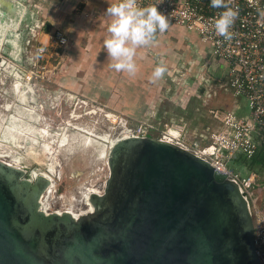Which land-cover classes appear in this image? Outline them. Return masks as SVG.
<instances>
[{"label": "rangeland", "instance_id": "1", "mask_svg": "<svg viewBox=\"0 0 264 264\" xmlns=\"http://www.w3.org/2000/svg\"><path fill=\"white\" fill-rule=\"evenodd\" d=\"M108 6V0H0V158L27 170L32 179L51 173L48 212L88 210L85 194L104 192L108 154L117 138L142 127L163 139L170 127L206 144L222 127L214 111L250 114L248 100L230 86L228 67L182 26L158 33L153 44L137 49L135 75L117 72L103 48ZM161 60L168 71L153 82ZM3 61L12 66L5 69ZM17 75L27 104L12 88ZM28 104L35 105L32 112ZM23 125H31L29 134L21 132ZM64 134L69 144L60 145ZM81 134L91 143H83ZM49 140V160L32 159L28 152L41 150ZM48 164L55 166V175ZM229 164L243 174L249 171L238 157ZM252 192L261 205L264 189Z\"/></svg>", "mask_w": 264, "mask_h": 264}, {"label": "water", "instance_id": "2", "mask_svg": "<svg viewBox=\"0 0 264 264\" xmlns=\"http://www.w3.org/2000/svg\"><path fill=\"white\" fill-rule=\"evenodd\" d=\"M103 193L46 212L50 178L0 158V264H260L246 193L184 146L124 135Z\"/></svg>", "mask_w": 264, "mask_h": 264}, {"label": "built area", "instance_id": "3", "mask_svg": "<svg viewBox=\"0 0 264 264\" xmlns=\"http://www.w3.org/2000/svg\"><path fill=\"white\" fill-rule=\"evenodd\" d=\"M139 2L141 6L157 4L158 10L169 19L168 30L172 26H182L198 34L214 59L228 67L234 94L244 96L249 102L250 114L246 117H238L231 109L214 111L222 127L212 131L206 144L191 136L185 137L184 130L170 127L163 139L194 151L235 179L246 193L254 222L257 254L260 264H264V201L259 205L258 197L252 192L255 188L264 189V176L254 170L243 174L229 164L238 154L252 156L264 145V17L258 11L264 10V0H232V7L238 9L239 14L230 29L233 33L231 40L216 34L213 21L222 9L212 8L210 0ZM150 133L143 132L141 127L133 134L148 136Z\"/></svg>", "mask_w": 264, "mask_h": 264}, {"label": "clouds", "instance_id": "4", "mask_svg": "<svg viewBox=\"0 0 264 264\" xmlns=\"http://www.w3.org/2000/svg\"><path fill=\"white\" fill-rule=\"evenodd\" d=\"M108 2L104 15L110 20L107 28L109 35L103 40V48L107 51L112 68L117 72L135 75L138 70L135 59L137 49L153 44L158 33L167 31L169 19L158 10L157 4L141 6L139 0ZM210 6L222 9L213 21L216 34L231 40L233 33L230 29L238 17V9L232 7V0H210ZM258 11L264 17V10ZM167 71L161 60L152 72V81L161 79Z\"/></svg>", "mask_w": 264, "mask_h": 264}, {"label": "bare ground", "instance_id": "5", "mask_svg": "<svg viewBox=\"0 0 264 264\" xmlns=\"http://www.w3.org/2000/svg\"><path fill=\"white\" fill-rule=\"evenodd\" d=\"M1 41V40H0ZM14 46V45H13ZM7 61V60H6ZM2 65H3V67L5 68V69H9V67H11L12 65H11V61H8V62H5V61H3V63H2ZM18 74V73H17ZM15 75V74H14ZM18 76H20V75H17V77H16V79H15V81H14V83L12 84V88L14 89V91L16 92V93H18V95H19V98H20V100L23 102V103H25V104H27L26 102H27V98H26V96H25V93L20 89V88H18V86H19V83L21 82L20 80V78L18 77ZM25 91H26V89H25ZM7 104V103H6ZM32 104V103H31ZM29 105V104H28ZM24 106V105H23ZM10 107V106H9ZM28 107V106H27ZM34 107H35V105L34 106H31V105H29V108H26L27 110H30L31 112L33 111V109H34ZM36 109V108H35ZM38 111V110H37ZM28 112V111H27ZM23 113V112H22ZM29 113V112H28ZM37 113V112H36ZM30 114V113H29ZM35 115V114H34ZM34 115H31V116H34ZM30 116V117H31ZM39 117V116H38ZM18 118V117H17ZM4 119H6V118H4ZM32 119V118H31ZM1 120V119H0ZM35 126V125H34ZM33 126V127H34ZM9 127V126H8ZM2 128V127H1ZM42 128V127H41ZM40 128V129H41ZM35 129L36 128H34V131H33V133H32V135H35ZM3 130V129H2ZM30 130H32V127H31V125H23V128H22V133H25L26 135L27 134H29V132H30ZM47 128H42V130H41V132L42 133H47ZM58 134V133H57ZM55 135V134H54ZM39 136V135H38ZM34 138V137H33ZM56 138V137H55ZM80 138V140L83 142V143H85V144H90L91 143V141L92 140H90L91 138L89 137V136H83L82 134H81V137H79ZM103 139H108V138H103ZM36 140V139H35ZM53 142H54V138H53V140H52ZM115 140H113L112 141V143L114 142ZM52 142H51V140H49L48 142H44V144L42 145V148H41V150H36V149H32V150H30L28 153H29V155L32 157V159L34 158L35 160H37V161H42L43 159H45V160H49V158L50 157H48L49 156V152H50V150L52 149V144H51ZM59 144L60 145H66V144H69V138H68V136H67V134H64V135H62V137H61V139H60V141H59ZM19 145V144H18ZM21 147H23V145H21ZM104 149L102 148V149H100L99 150V154L100 155H104ZM3 156V155H2ZM51 159H53V158H51ZM51 162V161H50ZM53 162H55V161H53ZM8 163H10V162H8ZM10 164H12V163H10ZM55 164V163H54ZM13 165H16V164H13ZM16 166H18V165H16ZM48 166H49V170L50 171H52L53 172V175H55V173H54V171H56V168H55V166L52 164V165H50V164H48ZM49 174H45L48 178H50V186H49V188L45 191V193L41 196V207H42V209L43 210H45L46 212H48V208H49V204H47L48 202H47V193H49V192H51L52 191V187H53V183H54V178L52 177V175H51V173L50 172H48ZM34 175H37L35 172L33 173ZM83 189V188H82ZM91 189V188H90ZM83 191V190H82ZM91 191V193L92 192H95V193H101V192H99V190H90ZM82 195V194H81ZM89 194H85V198L86 197H88L87 199H86V202H87V204H89V208H88V210H90V209H92V204H91V202H90V195L88 196ZM71 202V201H70ZM74 202V201H73ZM76 204V203H75ZM68 206V205H67ZM77 206V205H76ZM75 206V207H76ZM72 207H73V205H72ZM65 211H69V212H71L74 216H78L79 214H81V213H84V212H86L87 210H85V211H82V212H76L75 211V209L74 208H68V209H66ZM58 212H61V211H58Z\"/></svg>", "mask_w": 264, "mask_h": 264}, {"label": "trees", "instance_id": "6", "mask_svg": "<svg viewBox=\"0 0 264 264\" xmlns=\"http://www.w3.org/2000/svg\"><path fill=\"white\" fill-rule=\"evenodd\" d=\"M242 166H246L248 170H254L264 176V145H261L256 153L252 156L238 154Z\"/></svg>", "mask_w": 264, "mask_h": 264}, {"label": "crops", "instance_id": "7", "mask_svg": "<svg viewBox=\"0 0 264 264\" xmlns=\"http://www.w3.org/2000/svg\"><path fill=\"white\" fill-rule=\"evenodd\" d=\"M186 29V28H185ZM186 30H188V29H186ZM189 32H191L193 35H195L198 39H200L199 38V36H198V34H196L195 32H193V31H190V30H188ZM138 79V78H137Z\"/></svg>", "mask_w": 264, "mask_h": 264}, {"label": "flooded vegetation", "instance_id": "8", "mask_svg": "<svg viewBox=\"0 0 264 264\" xmlns=\"http://www.w3.org/2000/svg\"><path fill=\"white\" fill-rule=\"evenodd\" d=\"M35 173H36V172H35ZM44 173H45V174H49V173L43 172V174H44ZM88 196H89V195H88ZM86 198H88V197H86ZM86 198H85V200H86ZM86 203H87V202H86ZM77 213H78V212H77Z\"/></svg>", "mask_w": 264, "mask_h": 264}]
</instances>
